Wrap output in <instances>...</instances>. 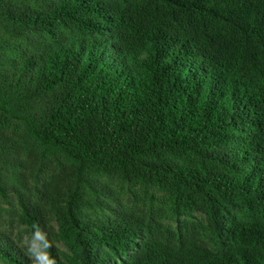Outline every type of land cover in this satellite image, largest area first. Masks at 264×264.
<instances>
[{
    "label": "trees",
    "instance_id": "1",
    "mask_svg": "<svg viewBox=\"0 0 264 264\" xmlns=\"http://www.w3.org/2000/svg\"><path fill=\"white\" fill-rule=\"evenodd\" d=\"M28 237L264 264V0H0V264Z\"/></svg>",
    "mask_w": 264,
    "mask_h": 264
},
{
    "label": "rangeland",
    "instance_id": "2",
    "mask_svg": "<svg viewBox=\"0 0 264 264\" xmlns=\"http://www.w3.org/2000/svg\"><path fill=\"white\" fill-rule=\"evenodd\" d=\"M25 243L28 244V246H31V251H32V256L35 257L36 261L40 264V262L38 260H40V257H41V253H40V250H39V245H38V242L36 241H33V240H30L29 237L26 238L24 240Z\"/></svg>",
    "mask_w": 264,
    "mask_h": 264
}]
</instances>
